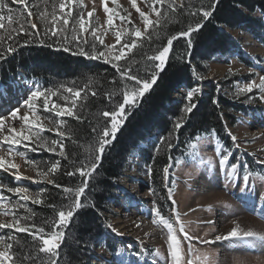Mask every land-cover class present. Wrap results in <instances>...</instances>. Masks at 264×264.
I'll return each instance as SVG.
<instances>
[{
    "label": "trees",
    "instance_id": "obj_1",
    "mask_svg": "<svg viewBox=\"0 0 264 264\" xmlns=\"http://www.w3.org/2000/svg\"><path fill=\"white\" fill-rule=\"evenodd\" d=\"M181 2L183 7H180L181 3L178 4L175 13L170 12V19L150 26L136 43L137 46L127 52L126 61H135L132 64L133 73L149 78L158 61H150L148 57L157 55L167 45L170 37L186 31L189 25L194 27L200 22L202 15H193V12L201 6L207 7L212 0ZM158 8L163 13L167 5H158ZM226 28L248 34L264 46V0H218L212 16L203 22L199 31L191 34L190 45L189 38L185 37L173 41L163 71L158 72L156 82L138 107L128 110L126 123L117 132L111 145L106 147L97 169L88 178V185L81 195L84 206L74 213L63 229L65 235L58 249L57 264L87 263L91 244L101 235L103 221L109 220L107 214L111 213V199L117 192L115 185L121 182L127 160L132 154L138 152L140 166L148 165L155 200L160 211L167 212L170 201L164 186L165 167L172 170L178 159H191L190 145L197 138L212 135L226 142L222 114L234 125L236 113L242 109L238 103L240 98L236 97L233 90L229 97L221 93L219 87L205 82L206 92H195L191 100L186 95L179 98L173 94L180 86L195 88L197 82L194 73L198 71L204 76L209 70V62L216 56L236 54L237 58L248 62L242 55L237 38L227 32ZM10 35L12 39H9V35L0 39V52H6L8 45L17 47V51L0 60V79L6 82L11 74L22 68L27 77L39 82L43 90H57L63 94H67V88H72L73 92L81 91V96L75 98L76 107L73 109L80 119L64 116L59 120L60 123L63 121L60 129L64 132V137L61 138L50 128L41 135L47 139L49 146L53 140L62 142L64 156L58 154L59 147L56 152L38 148L27 154V163L35 170V180L30 184L33 199L43 201L40 204H35L32 200L27 202V207L34 213L29 223L44 227L47 233L52 230L51 222L58 219V210L69 204L63 188L75 189L82 186L83 178L79 173L74 176L66 173L73 172L82 163L88 162L89 153L85 149L96 141L98 133L109 126L102 113L111 111L113 103L122 102L120 92L124 82L112 64L102 59H88L75 54L77 47L73 42L67 41L62 45L54 43L53 39H47L44 45L33 43L22 46L27 38L23 33ZM64 46H70L72 50L64 51ZM120 63L124 64L125 61ZM93 92L96 93L95 96L92 95ZM113 92L117 95L110 101L108 94ZM70 95L74 97L73 94ZM50 98V103L55 101L52 96ZM214 100L217 102L214 103ZM191 103H195L196 107L190 113L185 112L184 108ZM45 115L53 122L57 121L52 114ZM177 121L182 124L179 129L175 127ZM54 124L51 123V126ZM156 134L159 138L155 137ZM150 138L152 141L147 146L140 147L141 142ZM57 160L60 161V167L56 174H49L54 180L50 184L38 173L47 172ZM170 181L166 182L168 186ZM56 184L61 187L57 188ZM37 192L41 193L39 197L35 196ZM49 205H54L57 212ZM16 215L24 216L29 213L21 208L16 209ZM5 235H9L8 229ZM15 235L20 242L19 245H14L17 253L21 256L27 253L30 257L24 264H47V256L38 251L39 241H33L27 233Z\"/></svg>",
    "mask_w": 264,
    "mask_h": 264
},
{
    "label": "rangeland",
    "instance_id": "obj_2",
    "mask_svg": "<svg viewBox=\"0 0 264 264\" xmlns=\"http://www.w3.org/2000/svg\"><path fill=\"white\" fill-rule=\"evenodd\" d=\"M27 2L33 12L31 20L36 23L37 29L42 35L45 23L39 18V14L45 10L51 13L52 5L54 3L56 5V13L59 15L60 0H47V3H45V0H27ZM105 2L107 3V6L113 9L114 13H116V15L113 16V25L111 26L107 23L108 14L104 12ZM180 3L181 0H176V5ZM12 4L10 3V7L22 8V6H18L14 3ZM136 5L148 15L149 19L153 21L157 19L155 13L151 11L150 0H136ZM155 7L158 8V5H155ZM93 8H95L96 11L93 12L91 17H88V12L92 11ZM65 11H67V9H65ZM72 13V17L69 18L68 41L73 42V34L71 33L73 19H78L79 15L83 14L84 18L88 21L86 24L88 31L82 35L83 38L87 39L90 43L82 44V46L85 48L86 52L89 53H91L90 44L93 41L97 45V52L104 51L105 45H114L115 31L117 30L127 29L128 32L131 33L134 29H139L142 33V36L139 38H135L130 35L121 37L122 43L125 39L131 40L133 38L136 39L137 43L150 27L149 26L147 30H145L144 21L141 19L136 9L132 6V0H81L79 4H73ZM3 15L5 17L3 21L5 29H0V39L12 34L7 27L9 24L7 19L8 13L5 11ZM121 17H126L127 19L122 22ZM28 19L27 12L25 11L24 19L19 23L13 22L11 26L12 28L19 29L21 24H23L28 31H34L27 23ZM48 21L50 26V15L48 17ZM93 28L97 30V33L104 40V45H100L99 41L95 40L92 35ZM226 29L227 32H230L234 36V38H237L238 46L243 51V57L247 58L248 62H245L234 55H230L226 58L218 56L209 62V70L204 76H202L198 71L194 73L195 80L197 82L195 88H199V92H206L207 87L205 86V82H207V85L213 84L215 87H219L220 92L229 97L231 96V90H233L236 97L240 98L238 103H240L242 109L236 113L237 117L234 125H231L229 119L222 114L226 128V142H223L222 140L218 141L216 138H211V136L200 138L196 140V142L192 143L197 145V151L199 153L198 157L195 159L191 157L190 160L181 159L175 163L172 170H169V173L167 174V181H170L168 178L170 177L171 181L169 187L171 188V199L169 200L170 206L167 212L160 211V207L155 200V189L150 180L148 165L144 167L140 166V155L138 152L134 155V158L130 163L129 174L124 176L122 184L120 185L121 193L118 197L119 201L116 202V198L114 200L116 203L112 205L114 212L110 216V221L113 231H110L107 235L110 236L108 237L109 239L116 242L115 244L113 243L116 247L111 250L110 255L106 257L109 260L105 261L106 263L108 262L109 264L114 260L119 259V257H116V253L120 249L118 240L121 243H124L125 238L121 239L120 236L117 240V235L125 232V226L127 227L128 224L131 226V229L133 225L134 232L138 230L140 233L136 239L145 242L146 239L151 238L149 232L141 235V231L143 229L141 226L144 224V221L139 217L144 218V212L140 213L137 217H131L130 212L132 209L138 208V210H140L143 206L148 207V209L151 210L148 212H152L153 209H157L162 212L160 213V216L169 219L170 222L173 223V227L178 229L179 224L176 223L175 216L171 211L173 207L172 201L175 200V208L180 213V221L184 224L185 231H187L190 236L199 237V239L192 241L194 251L191 253V259L193 264H264V249L262 250L259 248V246H264V241H249L253 248L249 247L245 241H239L234 238L229 240L223 239V245L221 246H215L210 243V241L207 243L202 242L207 241L213 235L218 234L220 227L217 223L218 219L221 221L220 225L225 226L228 224L229 231L233 227L239 225V230L246 231L251 229L264 235V219L260 216V214L258 215L255 213L253 211L254 209H247L248 206L245 201L234 198L236 191L240 192L242 195H246L241 191V184H243L244 181L243 176L245 174L249 175V173L256 184V188L258 189L257 191H259L257 197L260 195L259 198H261V196L264 195V164H262V162H264V138L261 136L264 132V100L260 99L261 95H264V92L258 88H254L252 92H239V88L252 81H255L258 84L259 78L264 76V46L248 34L239 33L238 30ZM77 35H79V33H77ZM73 43L75 44V42ZM119 47V45H116V48ZM13 75L15 76L11 77L3 92L5 90H7V92L9 90H16L20 95L18 100L13 102L12 106H7L9 108L8 110L19 108L20 112L18 115L21 116L25 112H29V118L31 120L33 113L30 112L24 105V101L27 100L30 93L37 88L41 91L44 90L43 88L41 89L37 80L28 78L22 68H19L16 73H13ZM191 90L192 89L188 88H178L177 92H173V94H175L174 96L182 98V95L187 96V92ZM0 91H2L1 88ZM3 92L0 93V97ZM54 92H57L55 96H52L55 101L50 103L51 98L49 97L50 108H52L50 104H57L62 107L65 106L66 97L67 106H71L70 104L74 99L72 95L68 94V92L67 94H63L62 92L59 93L57 90ZM3 100H5V97H3L0 102ZM6 103L7 102H3L5 105H1L0 107L4 108ZM14 105H16V107H14ZM45 114H52L57 118V121L53 122L51 118L50 121L49 117ZM35 115L39 117V128L34 126L33 130L39 131L40 135H43L49 128L57 134L61 132V123L59 120L64 116L56 115L55 110L45 111L43 109L42 98L36 101ZM7 123L19 129L22 122H13L9 120ZM51 123L55 124L51 126ZM232 136L236 137L235 141L232 140ZM32 146H35V137H33ZM7 149V144L0 146V155H3L6 160H11L19 166L18 171L21 173L22 177L19 181L15 179L14 173L17 169H11L10 171L0 169V196L4 197L3 200H0V204L6 205L8 208H12L17 201L27 204V202L32 199H29L28 201H20L19 195L14 192H9L8 189H14L17 187L27 188L33 198L34 193L30 188V184L35 180V170L27 163V154L31 152L30 150L25 149L23 145L13 146L14 152L26 153L25 156L21 157L18 155L9 156L7 154ZM224 154H230V163H238L240 180L236 190L233 180L226 179L225 175L221 174L222 172L219 170V160ZM201 160L205 163L202 164ZM208 162L211 163L209 164ZM250 164H253V166ZM225 167L230 168V164ZM202 175L215 184L219 183V189L214 188L215 190L207 196L202 194L197 195V190L199 188L198 180H200ZM28 177H31L32 179H28ZM220 179L221 182H219ZM221 184L223 188L221 187ZM164 186L165 191L168 192L169 195L167 183H165ZM247 199L252 198L247 197ZM217 206L222 207L225 215L221 213L219 214L221 211L218 210L219 207ZM149 214L151 215L152 213ZM226 215L229 217H226ZM12 219V215H4L3 210L0 209V222H10ZM241 219L245 220V223H239L238 220ZM213 220H216V222H213ZM117 228L118 230L115 232L114 229ZM6 230L7 229H0V235L6 237ZM178 235L183 236V233H178ZM115 236L116 238H114ZM145 244H148V246L144 247L135 240L129 242L130 247L138 253L140 259L144 260V258L149 255L153 257L158 264H171L167 244H149L146 242ZM182 244L184 246V252L187 253L188 241H182ZM98 249L99 247H97V241H94L90 246L89 254H95L96 256ZM115 257L116 259H114ZM205 257L207 259H205ZM96 260L99 261V259ZM99 263L103 264V262L100 261Z\"/></svg>",
    "mask_w": 264,
    "mask_h": 264
},
{
    "label": "snow or ice",
    "instance_id": "obj_3",
    "mask_svg": "<svg viewBox=\"0 0 264 264\" xmlns=\"http://www.w3.org/2000/svg\"><path fill=\"white\" fill-rule=\"evenodd\" d=\"M81 0H60L59 10L60 14L56 13V5L53 3L52 12L49 13L47 10L41 12L39 14V18L44 21L45 27L44 32L41 35L40 31L37 29L36 23L32 22L31 17L33 16V12L27 2V0H0V29H5V24L3 23L5 17L3 13L6 11L8 13L7 19L9 21L8 30L12 33H23L25 37H27L23 41L22 46L31 45L33 43H38L40 45H44L46 40L49 38L53 39L54 43H60L63 45L64 42L68 41V33H69V18L72 17V7L73 4H79ZM218 0H212V2L207 6H201L196 12H193V15H202V20L195 24V26L189 25L186 31H181L178 34L170 37L168 39L167 45L164 46L161 50L158 51L157 55L152 57H148L150 61H158L154 65V71L151 72L149 78L140 77L138 74L133 73L132 64L135 61L128 62L126 61V50L127 52H131L133 48L137 46L136 39L142 36V33L139 29H134L131 33L128 32L127 29H120L115 31V44L114 45H105L104 51L97 52V45L93 41L90 44L91 53L86 52L82 44H89L90 42L87 39L83 38V33L88 31L86 24L88 21L84 18L83 14L79 15L78 19H73V24L71 27L72 41L75 42L77 51L75 54L86 56L88 59H102L106 63L112 64L119 76L121 81H123V88L121 89L120 94L123 99L122 102L113 103L111 111H104L102 116L108 120V127H105L100 133L97 135L96 141L86 148L85 150L89 153V158L87 163H82L79 168H77L73 172H67L68 176H74L77 173L83 178L82 186H78L75 189L72 188H63V192L65 193L66 198L69 200V204L63 206V209L58 210L54 205H49L53 208L54 212H57L58 219L51 222L52 230L50 232H45L44 227H37L34 223H29L31 221L34 213L31 212V209L27 207L25 203H20L17 201L12 208H8L6 205L0 204V209L3 210L4 215H12L13 219L10 222H0V229H8L9 235L7 237L0 235V264H24L25 261L30 259L29 255L25 253L23 256L19 255L14 248V245H19V240L17 239L15 233H27L32 237L33 241H39V249L40 253H44L47 256V264H57V260L59 258L58 249L61 247V243L64 239V231L63 229L67 227L71 218H73L74 213H76L80 208L84 205L81 203V195L85 192V189L88 185V178L93 174V172L97 169L98 163L102 159V155L105 152L107 146H110L112 141L116 138L117 132L123 127L124 123L127 120V112L129 109L138 107L139 103L142 101V98L145 94L152 88L153 84L156 82L158 78V72L163 71L166 65V58L170 52L171 46L174 40H177L180 37L189 38L188 43L191 44L190 36L192 33L199 31L203 27V22L208 20L215 10L216 3ZM10 3H14L18 6H22V8H13L10 7ZM47 3V0H45ZM155 5H160L161 7L167 5V8L162 13L160 8L155 7ZM132 6L139 13L141 19L144 21L145 30L149 26L159 25L161 21L170 19V12L175 13L176 11V0H150L151 11L155 13L156 20L153 21L148 18V15L141 10L140 7L136 5V0H132ZM180 7H183V2H181ZM67 9V11H65ZM27 12L28 16V25L34 31H28L27 28L21 24L19 29L12 28V23H19L24 19V13ZM96 9L93 8L92 11L88 12V17L93 15ZM104 12L107 13V23L108 25H113V16L116 15L113 9L107 6V3H104ZM51 16V22L49 26L48 17ZM131 15V14H129ZM126 17H121L122 22L126 20ZM78 25V28H77ZM79 33V35H77ZM159 35V33H156ZM92 35L95 40L99 41L100 45H104V40L97 33L95 28L92 29ZM130 35L135 37L131 40L125 39L122 43L121 37ZM9 39H12L11 35H9ZM116 45H119V48H116ZM49 46H52L51 44ZM64 51H71L70 46H64ZM17 51V47L8 45L6 52H0V60L6 58V55L13 54ZM121 61H125L124 64H121ZM63 87V85H61ZM254 88L260 89L264 92V76L259 78V83L257 84L255 81H252L243 87L239 88V92H252ZM66 91L70 94L74 95V99L72 100V106H67V97L65 98L66 104L65 106H60L57 104H53L52 108L49 107V97L55 96L57 92H53L52 90H44L36 89L30 93V96L27 100L24 101V105L29 109L30 112L33 113L32 119L29 118V112H25L22 116L18 115L20 109H14L10 111L9 117H4L0 115V146L4 144L8 145L7 154L9 156L18 155L25 156V152H14L13 146L23 145L25 149L30 151H37L39 149H46L50 152H56L57 147H59L60 152L59 155L64 156V144L62 142L53 140L51 141V146L48 145V141L46 138L41 137L39 131H34L33 127L39 128V117L35 115L36 113V101L42 98L43 101V109L45 111H53L55 110L56 115L58 116H75L76 119H80L78 115L73 111L76 107V99L81 96V91L77 90L73 92L72 88H67ZM199 88H193L191 91L187 92V98L191 100L195 92H199ZM93 96L96 95L95 92L92 93ZM117 93L113 92L108 94L109 100L111 101ZM260 99L264 100V95H261ZM216 103L217 101H213ZM196 107L195 103H191L184 108L185 112H191ZM10 119L11 121H21V126L19 129L7 123L6 121ZM63 124V121H61ZM182 126L180 121H177L175 127L179 129ZM59 127V125H58ZM95 132L96 129H93ZM61 138L64 137V132L58 133ZM33 137H35L36 146H32ZM199 139V138H197ZM232 140L235 141L236 137L232 136ZM27 142V143H26ZM171 148V145H169ZM190 155L195 159L198 157L199 153L197 151V145H190ZM222 151V150H221ZM29 163H32L29 161ZM201 163H205L201 160ZM209 164L211 162H208ZM230 164V168H226V165ZM264 164V162H262ZM219 165L221 168V172L225 175L226 179L231 180L233 177V173L238 171V163L233 164L230 163V154H224L222 158L219 160ZM60 167V161L57 160L55 163L51 165L47 172H40V175L44 180L48 183H54V180L50 178L49 174H56ZM19 166L13 163L11 160H6L3 155H0V169L4 171H10L11 169H17L14 173L15 179L19 181L21 177V173L18 171ZM164 173H169V168L165 167ZM28 179H32L28 177ZM245 184L249 180V176L245 174L243 176ZM57 188H60V184L55 185ZM246 190V189H245ZM9 192H14L19 195L20 201H28L32 199V202L35 204H40L43 201L40 199H33L29 190L23 187L17 188H9ZM41 195L40 192L35 194L36 197ZM4 197L0 196V200H3ZM169 199H171V189H169ZM175 200L172 201L173 207L171 209L172 213L175 216V221L179 224V228L176 229L173 227V223L170 222L169 219L160 216V212L157 209H153L154 217L159 216L161 222L166 225L169 237H168V251L171 257V264H193L191 259V253L194 251L192 241L195 239H199V237L190 236L187 231H185L184 224L180 221V213L175 208ZM25 209L29 215L17 216L16 209ZM108 228H112L111 224L107 225ZM178 233H183V236L178 235ZM236 239L239 241H264V235L259 234L251 229L249 230H239V225L233 227L225 236H216V240H229ZM188 241L187 245V253L184 252V246L182 241ZM207 243V241H202ZM205 259H207L205 257Z\"/></svg>",
    "mask_w": 264,
    "mask_h": 264
},
{
    "label": "bare ground",
    "instance_id": "obj_4",
    "mask_svg": "<svg viewBox=\"0 0 264 264\" xmlns=\"http://www.w3.org/2000/svg\"><path fill=\"white\" fill-rule=\"evenodd\" d=\"M19 95L20 94L16 90L15 91H10L9 90L8 92H7V90H5L2 93V96L0 98L2 100V98L5 97V100H3L2 102H0V106L1 105H5V104H3V102H7V103H6V106L4 108L3 107H0V115L4 116L6 118L9 117L11 109L8 110L9 108L7 106H12L13 105V102H15L16 100H18ZM9 100H12V101H9ZM14 107H16V105H14ZM9 120L10 119H8L6 122H8ZM261 136L264 138V132H263V134ZM219 170H221V168ZM221 174H223V173H221ZM235 176H236V178H238L237 174L234 172L232 178H235ZM219 182H221V179H220ZM235 183H236L235 184V190H236L237 187H238V184H239L238 180L235 179ZM198 187H199L198 190L196 189L197 192H198L197 195L202 194V195H206L207 196V195L211 194L213 190H215L214 188L219 189V183H216L215 184L214 182L209 181L204 175H202L200 177V180H198ZM221 187L223 188L222 184H221ZM246 188L249 191H251V192H248L247 194L245 193L246 195H242L240 192H237L236 191V195H235L234 198L235 199H239V200H244V198H247L248 197L247 195L250 196L252 193L257 194V189H255V186H253L251 184H247ZM263 197L264 196H261V199ZM255 199L254 198H253V200L252 199H248L250 201H247V206H248L247 209H254V211L257 210V209H255L253 207V204H255L257 202L256 201L257 199L256 200ZM257 203H259V205H260L261 204L260 203V200H258ZM263 203H264V199H263ZM217 207H219L218 210L221 211V212H219V214L221 213V214H224L225 215L224 210L222 209V207H220V206H217ZM143 209L144 208H142L140 210H138V208L132 209L131 212H130V214H131V217H137L140 213H143V212H144L143 214L146 215V216L144 215V218L143 217H139L141 220L144 221V224L141 226V227H143V229L141 231V235L142 234L143 235L146 234V232H149L150 235H151V238L150 239H146L145 242L146 243H149V244H151V243H158V244L159 243H165L168 246V237H169L168 234H169V232H168V229L165 227V225L161 222L160 217L159 216H155L154 217V213L153 212H148L149 210L146 209V208L144 210ZM149 213H152V214L150 215ZM255 213L258 214V212H256V211H255ZM226 217H229V216L226 215ZM213 222H216V220H213ZM238 222L239 223H243V222L245 223V220L241 219V220H238ZM217 223L220 226L219 227L218 234L213 235L207 241H210V243L214 244L215 246H217V245L218 246H221V245H223L222 244L223 239L216 240V236H225V235H227V233L229 232V229H228L229 226H228V224H226L225 226L224 225H220L221 221L219 219L217 220ZM131 225H132V223H131ZM133 230H134L133 225H132V229H131V226L129 224H128L127 227L125 226L126 235L125 236L121 235V239H124V238L127 239L129 237L136 238L137 236H139L140 233L138 232V230L135 231V232ZM146 236H148V235H146ZM245 242L247 243V245H249V247H252L253 248V246H251V244L249 243V241L245 240ZM146 245H148V244H146ZM263 247H264L263 245H262V247L259 246V248L262 249V250L264 249ZM168 253H169V251H168ZM121 256H122V252L119 253V259L118 260H114L112 263H109V264H125V262L123 261L124 259H122ZM169 256H170V254H169ZM170 259H171V257H170ZM104 263L105 264H108V262L107 263L104 262ZM131 264H142V262L139 261V260H136L135 261V260L131 259Z\"/></svg>",
    "mask_w": 264,
    "mask_h": 264
}]
</instances>
